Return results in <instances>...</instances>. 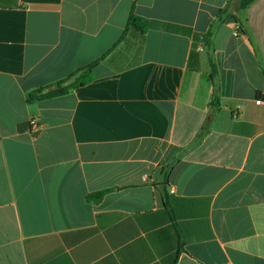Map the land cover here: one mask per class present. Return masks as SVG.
<instances>
[{"label": "crops", "instance_id": "0c3cea01", "mask_svg": "<svg viewBox=\"0 0 264 264\" xmlns=\"http://www.w3.org/2000/svg\"><path fill=\"white\" fill-rule=\"evenodd\" d=\"M239 1L0 0V264H264V0L204 129Z\"/></svg>", "mask_w": 264, "mask_h": 264}, {"label": "trees", "instance_id": "16d2710c", "mask_svg": "<svg viewBox=\"0 0 264 264\" xmlns=\"http://www.w3.org/2000/svg\"><path fill=\"white\" fill-rule=\"evenodd\" d=\"M256 0H240L236 13H231L229 7L222 9L215 20L212 22L210 29L207 33V55L209 63V81L212 84L213 95L211 106L218 108L220 101V88L218 83L217 69L214 61L213 48H212V38L214 36L215 30L222 25L225 21L231 19L237 26L238 31L242 32L244 35H249V29L247 26L246 19L243 17V13L248 9L252 3ZM127 28H133L134 30L143 33L146 30L145 20L135 16L133 13L130 14L128 19ZM100 60L78 70L77 72L71 74L69 77L58 81L57 83L41 88L34 93L30 94L29 99L34 101H45L57 97H62L77 88L83 87L90 83L94 77V69L97 67ZM107 191L99 192L88 197V200L94 202H100Z\"/></svg>", "mask_w": 264, "mask_h": 264}, {"label": "water", "instance_id": "95a60500", "mask_svg": "<svg viewBox=\"0 0 264 264\" xmlns=\"http://www.w3.org/2000/svg\"><path fill=\"white\" fill-rule=\"evenodd\" d=\"M217 111H218V108H217V107H215V106H210V108H209V113H208V117H207V119H206V125H205V127H204L205 130L208 129V128L210 127V124H211L212 120L214 119V117H215Z\"/></svg>", "mask_w": 264, "mask_h": 264}, {"label": "built area", "instance_id": "2783aa9c", "mask_svg": "<svg viewBox=\"0 0 264 264\" xmlns=\"http://www.w3.org/2000/svg\"><path fill=\"white\" fill-rule=\"evenodd\" d=\"M257 103H258V104H261V101H258Z\"/></svg>", "mask_w": 264, "mask_h": 264}]
</instances>
